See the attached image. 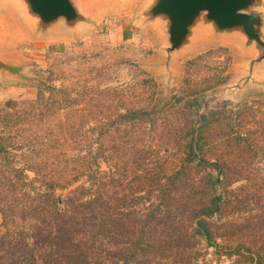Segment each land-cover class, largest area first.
<instances>
[{"label":"rangeland","instance_id":"rangeland-1","mask_svg":"<svg viewBox=\"0 0 264 264\" xmlns=\"http://www.w3.org/2000/svg\"><path fill=\"white\" fill-rule=\"evenodd\" d=\"M109 1L91 3L92 16L82 27L59 26L52 32L37 33L21 20L15 0H0V58L13 68L12 72H0V112H10L13 121L24 124L20 130L52 133L59 135V140L61 135H74L77 143L62 141L59 145L67 152L83 150L86 145L81 139H96L108 124L105 120L116 111L124 113L152 100L153 115L157 114L160 122L172 120L171 124H176L190 114L198 129L210 118L204 133V158L223 167L218 188L222 209L208 221L216 245L188 238L186 242L192 249H181L179 255L192 264H255V253L264 258V60L251 67L258 54L250 41L205 35L193 49L178 57L167 73L160 68L163 44L157 30L146 26L143 17L150 0ZM261 1L259 12L264 18ZM262 30L264 36V25ZM149 80L157 84L153 99ZM207 87L211 88L193 96L186 92ZM42 94L47 118L38 121L35 114H40L38 100ZM179 98L182 104L177 103ZM184 106L189 108L185 114L180 110ZM150 124L129 134L115 133L103 144L105 150L117 152L128 145L126 141L140 144L145 135L149 152L144 168L158 167L160 171L152 176L158 182L140 173L141 185H137L133 170L126 181L131 182L134 208L143 211L154 203V197L146 203L139 200L150 199L148 195L158 187L163 191L164 182L170 180L180 158L178 146L168 151L164 145L162 130L166 127L159 130ZM99 147L94 142L92 150ZM117 163L122 164L118 157L102 162L101 172L123 181L118 172L123 169ZM217 173L210 166H195L187 172L189 181L181 192L185 196L198 195L190 189L197 183L209 184ZM29 176L31 181L34 175ZM208 189L201 188L199 196L207 197ZM116 190L123 195L118 185ZM187 224L184 221L181 228H187Z\"/></svg>","mask_w":264,"mask_h":264},{"label":"trees","instance_id":"trees-1","mask_svg":"<svg viewBox=\"0 0 264 264\" xmlns=\"http://www.w3.org/2000/svg\"><path fill=\"white\" fill-rule=\"evenodd\" d=\"M149 83L153 99L157 84L153 80ZM210 88L186 92L193 96ZM38 102L41 111L35 118L39 121L47 118L44 94ZM177 103L182 104L183 99H177ZM152 104L153 100L136 104L124 113L116 111L105 120L108 124L96 139H81L86 150L70 152L59 145L62 141L77 143L74 135H61L59 140V135L52 133L20 130L24 124L13 121L10 112H0V264H192L179 255L181 249H192L186 242L188 238L216 245L208 221L222 209L218 188L222 185L223 167L204 158V133L211 120L206 118L197 129L190 114H185L188 106H184L180 108L185 114L183 121L160 122L158 115H153ZM147 123L157 125L154 128L159 130L166 127L162 130L164 145L168 151L178 146L180 158L170 180L164 182L163 191L169 195L166 197L160 187L156 192L152 190L150 199L139 200L146 203L154 197V203L143 211L134 208L131 182L126 181L133 170L137 185H141L140 173L158 182L152 176L160 169L144 168L149 152L145 135L140 144L126 141L128 145L117 152L105 150L103 144L115 133L129 134L136 128H145ZM94 142L100 147L92 150ZM115 157L122 163L117 165L123 169L118 171L123 181L101 172L102 162L109 163ZM195 166H210L218 173L209 184L197 183L190 189L198 195L185 196L181 190L189 181L186 174ZM29 174L34 175L31 181ZM116 185L123 189V195ZM203 187L209 188L207 197L199 196ZM184 221L188 222L187 228H181ZM254 256L253 263L264 264L262 255Z\"/></svg>","mask_w":264,"mask_h":264},{"label":"water","instance_id":"water-1","mask_svg":"<svg viewBox=\"0 0 264 264\" xmlns=\"http://www.w3.org/2000/svg\"><path fill=\"white\" fill-rule=\"evenodd\" d=\"M15 1L24 23L37 33H48L59 26L74 29L87 24L92 16L89 7L98 0ZM112 1L115 0L109 2ZM261 7V0H150L143 17L145 25L153 27L160 36L164 57L159 67L167 73L174 61L193 49L200 36L205 35L250 41L258 54L251 63L253 67L264 60ZM7 65L0 58V72L6 69L12 72L13 68Z\"/></svg>","mask_w":264,"mask_h":264},{"label":"crops","instance_id":"crops-1","mask_svg":"<svg viewBox=\"0 0 264 264\" xmlns=\"http://www.w3.org/2000/svg\"><path fill=\"white\" fill-rule=\"evenodd\" d=\"M159 38H160V36H159ZM159 55H160L161 58L164 57V56H163L164 54H163L162 50L160 51Z\"/></svg>","mask_w":264,"mask_h":264}]
</instances>
